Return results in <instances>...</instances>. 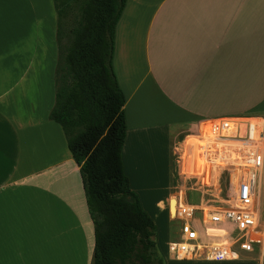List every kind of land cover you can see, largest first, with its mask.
I'll return each instance as SVG.
<instances>
[{"label":"crops","instance_id":"1","mask_svg":"<svg viewBox=\"0 0 264 264\" xmlns=\"http://www.w3.org/2000/svg\"><path fill=\"white\" fill-rule=\"evenodd\" d=\"M54 21L51 0H0V264L93 261L94 226L79 166L48 117ZM112 65L125 95L122 159L134 190L132 181L144 172L141 146H170L175 172L182 147L197 142L189 137L198 130L209 135L215 119H264V0H126ZM148 154L153 163L156 151ZM204 167L186 158L181 164L210 184ZM175 177L155 202L163 207L166 199L170 219L179 200ZM255 250L234 260L175 261L264 264V248Z\"/></svg>","mask_w":264,"mask_h":264},{"label":"trees","instance_id":"2","mask_svg":"<svg viewBox=\"0 0 264 264\" xmlns=\"http://www.w3.org/2000/svg\"><path fill=\"white\" fill-rule=\"evenodd\" d=\"M71 0H53L61 19ZM126 0H82L63 51L58 46L55 99L49 119L60 125L79 166L94 226L92 264L162 263L155 225L124 171L125 95L112 65L115 26Z\"/></svg>","mask_w":264,"mask_h":264},{"label":"built area","instance_id":"3","mask_svg":"<svg viewBox=\"0 0 264 264\" xmlns=\"http://www.w3.org/2000/svg\"><path fill=\"white\" fill-rule=\"evenodd\" d=\"M228 119L237 118L215 119L209 135L198 130L189 137L197 139L195 145L181 148L175 168L179 200L171 219L180 224L167 242L175 260H234L264 248V119ZM183 158L204 165L210 184L182 171ZM185 190L196 199L185 202Z\"/></svg>","mask_w":264,"mask_h":264},{"label":"rangeland","instance_id":"4","mask_svg":"<svg viewBox=\"0 0 264 264\" xmlns=\"http://www.w3.org/2000/svg\"><path fill=\"white\" fill-rule=\"evenodd\" d=\"M51 1L53 4L54 16L56 18V21H54V26L56 24L57 27V16L55 15L56 11L54 8L53 0ZM81 1L82 0H71V6L64 14V18L61 19L62 34L60 35L59 41L56 38V30L53 34L55 35L57 52L58 46H60V49L64 51L69 43L70 30L76 24L75 22L79 15L78 7ZM32 27L35 29L36 33L40 32L36 25H33ZM41 36L44 38V34L42 32ZM141 149L142 155L144 156L143 158H141L145 160V162L142 160L143 168L141 169H143L144 172L142 171L139 175L138 182L132 181V187L138 193L143 209L152 218L155 225L153 238L156 242V250L158 252V256L162 260V263L157 264H179L171 255L170 250L168 251L169 247L167 245V242L168 240L175 239V235L179 228L180 222L177 220H171L168 216L166 199H164L165 201L163 207L157 206L155 204L157 198H164L166 196L167 190L171 186L172 181L176 179L175 172H173V170L171 169L173 158L171 155L172 153L170 150V146H141ZM151 149H154V151H156L155 161L153 163L150 162V154H148L150 153ZM166 162L168 168L167 175L164 172V164ZM154 163L156 164L155 166H153ZM262 183L264 190V173L262 176ZM262 193L264 194V191ZM195 199L196 196L192 191L185 190V193L183 195V200L185 202H191ZM255 252H258V246L256 247Z\"/></svg>","mask_w":264,"mask_h":264}]
</instances>
